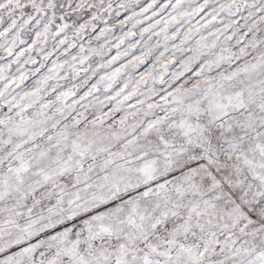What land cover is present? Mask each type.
<instances>
[{
	"label": "snow or ice",
	"instance_id": "1",
	"mask_svg": "<svg viewBox=\"0 0 264 264\" xmlns=\"http://www.w3.org/2000/svg\"><path fill=\"white\" fill-rule=\"evenodd\" d=\"M0 264H264V0H0Z\"/></svg>",
	"mask_w": 264,
	"mask_h": 264
}]
</instances>
